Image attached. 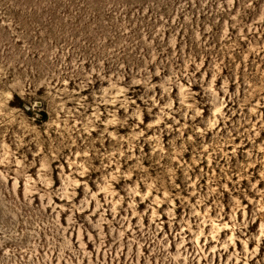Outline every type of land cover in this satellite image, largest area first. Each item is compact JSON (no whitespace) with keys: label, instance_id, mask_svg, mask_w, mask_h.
Returning <instances> with one entry per match:
<instances>
[{"label":"rangeland","instance_id":"1","mask_svg":"<svg viewBox=\"0 0 264 264\" xmlns=\"http://www.w3.org/2000/svg\"><path fill=\"white\" fill-rule=\"evenodd\" d=\"M0 264H264V0H0Z\"/></svg>","mask_w":264,"mask_h":264}]
</instances>
